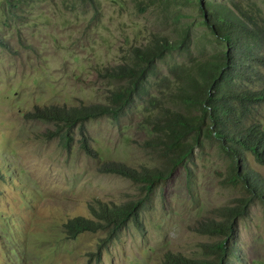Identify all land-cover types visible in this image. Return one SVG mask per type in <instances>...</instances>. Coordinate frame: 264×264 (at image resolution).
<instances>
[{"label":"rangeland","instance_id":"374dc122","mask_svg":"<svg viewBox=\"0 0 264 264\" xmlns=\"http://www.w3.org/2000/svg\"><path fill=\"white\" fill-rule=\"evenodd\" d=\"M255 1L264 15V0ZM13 10L6 12L0 3V36L9 43L8 48L0 46V264H164L166 251L202 256L201 243L216 236L195 231L197 221L220 218L219 207H238L241 198L250 196L240 182L227 179L230 157L203 132L186 164L149 194L143 229L129 222L116 237L103 241L105 229L71 238L64 228L71 217H94L89 203L95 199L120 202L140 194L136 182L99 170L100 163L158 164L156 150L144 140L152 135L147 116L156 111L154 98L176 106L170 92L175 76L167 65L210 57L219 48L200 21L198 4L29 0ZM185 26H190L186 51L159 62L158 74L150 76L119 121L107 115L86 121L97 157L82 149L78 128L66 146L54 134L52 121L27 115L36 106L104 101L119 84L99 74L105 66L128 60L132 47L144 46L153 32L177 38ZM254 111L251 119L264 127V104ZM247 163L264 178V164L251 154ZM250 202L237 217L238 256L229 264H264V203L257 198Z\"/></svg>","mask_w":264,"mask_h":264},{"label":"trees","instance_id":"16d2710c","mask_svg":"<svg viewBox=\"0 0 264 264\" xmlns=\"http://www.w3.org/2000/svg\"><path fill=\"white\" fill-rule=\"evenodd\" d=\"M29 0H0L6 12ZM191 1V0H189ZM198 4L213 39L219 45L210 57L191 60L189 63L168 64L174 77L173 102H182L192 110L186 111L164 98H154L156 111L147 116L152 135L144 140L146 147L156 150L158 164L134 167L123 161L109 160L100 163L104 172L122 174L136 182L140 194L120 202L95 199L89 203L94 217L74 216L64 222L67 237L78 233L105 229L103 241L113 239L129 222L138 229L144 228L142 211L149 194L169 179L180 165L191 158L195 144H201L200 133L215 138L224 153L230 157L227 179L240 182L250 193L240 206H221L220 218L199 219L194 229L198 233L216 236L202 242V256L189 257L166 251L164 264H229L238 256L237 217L244 215L250 201L257 198L264 203V178L248 166L251 154L264 164V127L252 120L257 106L264 104V15L255 0L247 5L243 0H192ZM190 26H185L177 38L163 32H153L144 46H133L128 60L105 66L99 72L109 80H119L110 88L104 101L70 105L50 104L29 111L27 115L40 117L55 124L54 134L69 146L72 132L78 128L80 145L84 152L97 157L91 145L86 121L102 115L114 121L125 115L135 97L144 92L150 76L158 74L159 62L174 52H184L189 46ZM0 46L9 43L0 36ZM170 83H168L169 86ZM167 92V93H170ZM161 102V103H160ZM196 110V111H195ZM103 245V244H102ZM98 250H101V245Z\"/></svg>","mask_w":264,"mask_h":264}]
</instances>
